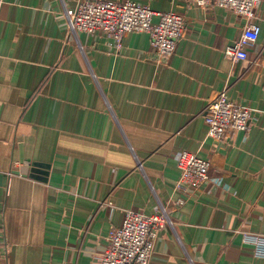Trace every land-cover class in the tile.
I'll return each mask as SVG.
<instances>
[{
	"label": "crops",
	"instance_id": "0c3cea01",
	"mask_svg": "<svg viewBox=\"0 0 264 264\" xmlns=\"http://www.w3.org/2000/svg\"><path fill=\"white\" fill-rule=\"evenodd\" d=\"M0 1V264H94L127 209L161 207L174 225L149 264H264L249 239L264 236V3L232 62L245 18L216 5L130 0L185 16L163 58L147 32L72 34L63 14L80 0ZM225 88L253 119L221 143L204 110ZM183 150L221 184L177 189Z\"/></svg>",
	"mask_w": 264,
	"mask_h": 264
},
{
	"label": "built area",
	"instance_id": "2783aa9c",
	"mask_svg": "<svg viewBox=\"0 0 264 264\" xmlns=\"http://www.w3.org/2000/svg\"><path fill=\"white\" fill-rule=\"evenodd\" d=\"M189 5L201 7L216 5L233 11L245 18L239 39L225 49V56L232 62L248 58V49L257 42L261 33L258 13L264 0H185ZM0 1V9H1ZM68 30L102 32L120 44L131 32H147L151 44L160 57L168 58L175 52L186 27V18L177 12H159L148 5L130 0H80L74 9L63 14ZM158 21H154V17ZM207 135L221 143L230 142L234 135L246 132L253 119L252 109L238 104L223 89L210 99L204 110ZM176 161L181 169L177 189L186 195L198 192L207 185L221 184L219 176L211 174V162L197 153L183 150ZM180 203H184L182 199ZM174 221L165 207L148 215L139 210L127 209L119 227L113 228L107 238L105 249L99 253L94 264H149L155 253L158 233ZM256 244V255L264 257V236H249Z\"/></svg>",
	"mask_w": 264,
	"mask_h": 264
}]
</instances>
